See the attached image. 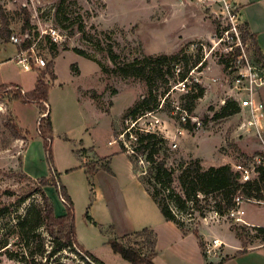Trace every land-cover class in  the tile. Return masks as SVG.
<instances>
[{"label": "rangeland", "instance_id": "obj_1", "mask_svg": "<svg viewBox=\"0 0 264 264\" xmlns=\"http://www.w3.org/2000/svg\"><path fill=\"white\" fill-rule=\"evenodd\" d=\"M0 6H4L9 17L11 32L20 38L24 33L21 28L22 8H25L31 39H35L36 49L45 59V66L33 65L27 71L14 60L4 64L0 67V83L17 79L29 91L37 74L45 71L52 45L57 55L62 53L54 58L55 80L51 82L49 73L43 77L45 82H51L48 108L53 165L73 201L77 243L105 264H129L111 250L108 240H121L126 234L130 205L139 203L162 215L145 187L142 189L138 184L136 190L132 183L133 173L144 170L146 163L140 160L135 172L125 153H132L137 135L154 121L150 115L141 114L133 126L135 119L128 115L129 109L147 94L148 86L139 77L122 75L120 66L145 57L177 55L175 63L163 61L160 76L152 78L159 101L153 115L159 124L150 129L167 140V166L174 169L177 190L181 163L198 159L203 167L240 163L252 168L257 157L264 160V149L259 148L264 132L261 137L255 130L243 126L250 116L239 106L247 91L244 83H236L241 68L237 55L244 54L250 62L253 58L249 43L247 46L240 41L242 46H238L242 24L229 4L222 0H0ZM50 27L61 33L60 43L49 41L45 31ZM2 43L0 56L4 49L12 50L14 44L9 38ZM73 47L86 54H76ZM184 57L189 68L196 59L203 64L192 72L184 91L169 89L165 93V79L169 84L175 82L183 70ZM194 83L204 89L203 96L195 101L189 113L199 125L193 123V127L185 129L176 106L182 108L187 101L185 95L196 91ZM18 91L23 94L15 86L5 90L0 87V209L10 207L0 216V264H94L78 247L64 248L46 259L52 241L43 227L26 241L28 246L18 234V219L31 206H42L41 196L35 191L40 187L36 179L51 177L44 141L37 133L41 108L37 103L15 101ZM12 100L11 110L27 132L16 126L10 110ZM226 101H236L239 110L217 117ZM41 104L47 109L46 103ZM119 151L118 155L112 154ZM94 152L110 158L113 174L103 168L96 170L108 161ZM92 168L95 170L89 173ZM43 190L54 210L65 212L55 187L45 186ZM213 203L209 197L207 201L201 200L202 210H195L192 215L182 214L185 229L225 222L231 230L242 228V242L247 249L262 242V235L247 224L235 221L228 214L215 216ZM257 212L264 221L263 205L246 204V216ZM86 214L97 225L88 221ZM220 228L227 233V226ZM134 239L132 243L139 241ZM123 242L128 243L125 239ZM224 247L222 244L218 248L222 251Z\"/></svg>", "mask_w": 264, "mask_h": 264}, {"label": "trees", "instance_id": "obj_2", "mask_svg": "<svg viewBox=\"0 0 264 264\" xmlns=\"http://www.w3.org/2000/svg\"><path fill=\"white\" fill-rule=\"evenodd\" d=\"M22 10L24 14L21 29L25 33L29 32L31 25L27 11L24 7ZM9 25V17L0 6V37L4 39L10 37L11 29ZM240 32V41L243 44H250L253 60L264 66L263 56L257 45L255 35L249 31L247 24L242 23ZM29 44V39H25L21 47L27 48ZM52 47L54 48L51 59L47 62L45 71L37 74L33 89L30 91H23V94L18 91L14 95L15 99H19L23 103H37L41 108V116L37 123V131L43 138L45 151L47 152V161L51 171V177H40L36 179L40 187L35 191L41 196L42 206H31L23 217L18 219L16 227L24 243H26L39 228L43 227L47 231L51 237L52 245L51 249L45 255L46 259L64 248L72 249L73 247H78L92 263L105 264L102 260L83 249V247L77 243L74 230L73 201L66 187L60 182L59 176L53 165L50 149V144L52 142V123L49 117L48 89L49 84L56 78L54 74V58L57 55V49H55L54 44ZM64 50H68V48L65 47ZM72 51L81 56L86 54L84 50L76 47H73ZM163 61L175 63L177 61V55L145 57L142 60H136L119 67V71L122 75L139 77L145 80L148 86V92L141 102L129 109L128 115L132 117L133 120L145 112L157 109L159 101L157 100V94L153 88L152 78L160 76V71L164 64ZM184 61L183 70L180 71L175 82L169 84L168 80L165 79V93L169 91L172 84L184 79L192 68L197 66L196 69H198L200 65L203 64L199 59H196L189 68L187 67L188 60L185 57ZM45 73H49L51 82H45L43 80ZM194 85L196 86V91H192L193 93L185 95L187 101L185 105H183V108L188 113L192 112L195 101L204 94L203 87H200L197 83H194ZM9 86H15L22 90L18 85L11 83L1 84L0 87L5 90ZM41 103H46L47 109ZM238 110L239 107L236 101H226L220 113L216 116H227L236 113ZM181 126L185 129L193 127L189 120L186 123H182ZM131 128H129L128 131H130ZM121 150L125 151L123 145H121ZM128 157L135 172H137V163L140 160L146 163L145 169L137 174L138 180L145 187V190L159 208L164 219L175 223L184 234L190 231L196 233L197 229H185V223L181 215L184 213L192 215L195 210H202L203 207L200 205L201 200L207 201V199L211 197L214 200L212 210L219 215H224L228 214L230 210L237 208L236 198L245 202L253 198L258 199L262 197L260 193V184L264 181V167L259 166L257 168L258 179L240 182L239 173L234 171L229 164L203 167L198 159L180 164V172L177 175L179 190H177L174 186V169L167 166V159L169 158L167 140L155 132H140L133 144L132 153L129 154ZM100 167L111 172L108 163H103ZM93 170L95 169H90L89 173ZM45 186L55 187L57 195L64 204V214L57 215L55 213L51 199L43 190ZM30 194L32 193L30 192L24 195L21 201L29 197ZM9 208L10 207L7 206L1 208L0 216L7 212ZM86 217L88 221L97 225L88 214H86ZM250 228L261 234L264 240V227ZM232 230H234L236 237L242 242V228L232 227ZM134 238H139V241L132 243L135 240ZM124 239L128 243H124ZM156 241L157 237L155 232L151 228L144 227L131 234L123 235L121 240L111 238L108 240V243L111 250L119 254L129 264H155ZM26 246H28V243H26ZM200 246L202 247L201 243ZM242 247L243 249L246 248V244L243 242Z\"/></svg>", "mask_w": 264, "mask_h": 264}, {"label": "crops", "instance_id": "obj_3", "mask_svg": "<svg viewBox=\"0 0 264 264\" xmlns=\"http://www.w3.org/2000/svg\"><path fill=\"white\" fill-rule=\"evenodd\" d=\"M222 1L229 4V6H232L235 9L236 16L240 20L239 22L241 24H247L249 31L255 35L257 45L262 53L264 60V0ZM9 28L11 29L10 25ZM12 34L14 33L11 32V35ZM3 40L4 38L0 37V46L4 45L2 43ZM17 52L18 49L15 44H13V49L9 52L7 51V49H4V51L2 52L3 55L0 56V67L4 64H10V62H12L13 60L16 62ZM59 55H57L56 57H58ZM10 83L18 85L23 91H26L19 84L17 79L2 82L0 83V85ZM255 98L260 101L264 107V85H262L258 89ZM13 100L10 102V110ZM15 101L21 102L17 99H15ZM11 114L18 129L27 132L25 126L21 124L18 115L13 112V110H11ZM259 146V148H261L262 150L264 149L263 137L262 144ZM89 152L92 153L91 150ZM119 153L121 152H114L112 154L118 155ZM125 153L128 156V153ZM93 154L98 155L96 152H94ZM98 157L104 159L106 158V160L108 161V166L111 168V160L110 158H107V155H98ZM96 170H101V167L97 166ZM111 172L113 174L112 168ZM132 176V183L135 184L136 190L138 184L142 188L143 185L138 180L137 174L133 173ZM118 186L120 188V182H118ZM60 202L62 203L61 200ZM247 203H253L264 206V203H256L253 201L242 202L240 204V208L243 210V214L239 215L241 218L240 222H243L244 224H247L250 227H264V221L260 220V214L258 212L251 213L250 215L246 216ZM130 211L131 212L129 213L128 218L126 219L125 224V227H127L125 228L126 234H131L144 227H152V229H154V231L156 232L157 241L156 256L154 257L155 264H264V240H262V242H260L256 246H253L249 249H243L242 244H240L234 231L231 230L229 225L225 222L222 224L212 225L211 227H202L201 229H197L196 233L190 231L184 234L175 223H173L172 221L165 220L162 215L160 216L157 211H155L151 207H145L138 203L137 206L130 205ZM55 213L57 215H62L64 214V209L61 213L56 211ZM220 226H227V233L222 232ZM213 238H216L225 244L223 250L221 251L218 248V254L215 255L212 251L211 253L206 251L207 241H211ZM200 243L202 244V247L200 246ZM203 249L205 250L203 251Z\"/></svg>", "mask_w": 264, "mask_h": 264}, {"label": "built area", "instance_id": "obj_4", "mask_svg": "<svg viewBox=\"0 0 264 264\" xmlns=\"http://www.w3.org/2000/svg\"><path fill=\"white\" fill-rule=\"evenodd\" d=\"M45 33L51 43H60L63 40L61 33H59V31L56 28L50 27L47 31H45ZM41 34L42 33H40L39 37L42 36ZM21 36L22 38H20V36L18 35L12 34L9 37V41L19 46H22V43L25 41V39H29L30 41V44L27 48H21L18 50L16 54V62L19 65H21V67L26 71L31 70L33 65L37 67L45 66V59L38 53L36 49L35 39H31V34L29 32H25ZM238 39H239L238 46H242L239 37ZM243 45L248 46L247 43ZM237 56H238V62L240 63L238 67L240 68L241 66V68L238 71L239 76L236 78V83L237 84L244 83L245 84L244 89L247 91L245 98L240 100L239 106L241 110L246 112L247 116H250V118H248L247 120H245V122H243V126L246 127L247 129H253L255 130L256 134L261 135V132L264 131L263 128L264 107L263 104L255 98V95L257 94L258 89L262 85H264V67L260 63L255 62L254 60L253 62H250L244 54L241 55V53H239ZM241 60L243 61L241 62ZM196 68L197 66L192 68L184 79L178 81L177 83L172 84L170 87V91L176 89L184 91L186 89L187 82L192 75V72L196 70ZM227 68L228 69L231 68L230 63H228ZM176 108L180 112L181 122L186 123L189 120L191 125H194L193 123H197V125H199L194 115L189 114L183 107L181 108L179 106H176ZM154 111H150L142 114V116L150 115L152 118H154V121L149 123V127L145 129L146 130L145 132H151L150 129L155 128V125L159 124L158 118L153 115ZM139 118L140 117H137L135 121L132 122L133 126L137 123V120ZM262 160L263 158L261 156L257 157L255 161L256 164H254L252 168L240 163H234L232 165V169L239 173L240 182L252 181L254 179H258L257 168L259 166L261 167L264 166V160L263 161ZM260 185H261L260 193L262 197L258 199L253 198L249 201H253L256 203H264V181ZM242 202L244 201L240 200L239 198H236L237 208L230 210L228 213V215L231 216L237 222L241 221L239 215L243 214V210L240 208V204ZM213 214L215 216L218 215V213L215 211H213ZM222 244H224L222 241L213 238L211 241H207L206 251L209 253H211L212 251L214 252L213 253L214 255L218 254L217 249Z\"/></svg>", "mask_w": 264, "mask_h": 264}]
</instances>
